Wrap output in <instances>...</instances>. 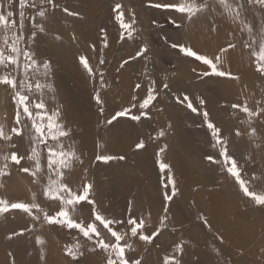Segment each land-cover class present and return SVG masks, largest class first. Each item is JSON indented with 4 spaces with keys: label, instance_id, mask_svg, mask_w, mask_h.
I'll return each mask as SVG.
<instances>
[{
    "label": "rangeland",
    "instance_id": "1",
    "mask_svg": "<svg viewBox=\"0 0 264 264\" xmlns=\"http://www.w3.org/2000/svg\"><path fill=\"white\" fill-rule=\"evenodd\" d=\"M178 2L53 0L52 4H41V0H27L21 17L19 0H0V11L13 13L10 20L15 22L14 30L23 36L19 48L31 52L38 65L36 71L25 72L26 60L20 55L18 67H0V74H10L18 83L24 79L50 86L34 88L28 94L35 101L42 100L48 113L58 110L56 120L68 133L59 142L78 157L69 168L63 169L62 182L76 193L82 192L85 184L92 186L88 199L94 204L86 200L76 205L74 212L70 210L76 222L85 226L96 224L99 238L115 243V238L92 214L93 208L101 214L98 205L102 201L95 188L98 180L107 196L114 193L113 196H120V203H125L126 218L145 221V235L159 230L152 242L146 243L139 239V234L131 236L126 221L113 216L122 223L110 227L127 232L121 243L131 245L125 251L129 264L136 260L143 264H164L166 256H175L179 264H264V206H257L245 197L227 173L224 158L219 155L220 147L213 146L215 141L203 119V112H208L209 120L221 129L228 152L237 161L241 177L249 181L250 190L264 192V113L248 117L240 108L232 107L237 104L253 112L264 110V75L256 70V57L252 55L253 51H259L264 37V6L249 4L247 0H228L234 8L242 5L239 19L226 12L218 0H194L206 7L191 19L171 9L154 7ZM116 4L121 5L118 11L124 13L125 22L135 20L131 36L116 20ZM41 7L46 11L45 17L37 15ZM37 25H43L44 31H39ZM3 35L0 32V46ZM173 43L184 44L209 59L219 56L218 70L231 76L212 74L209 66L172 48ZM142 47L147 51L137 56ZM81 56L87 58L91 74L80 64ZM45 61L50 65L48 75L42 67ZM205 72L209 74L204 75ZM137 84L141 86L138 89ZM150 87L156 99L148 108L140 109ZM97 94L101 104L94 99ZM185 95L197 112L187 107L188 101L180 102ZM12 96L10 88L0 85V124L12 136L10 141L0 140V167L8 165L7 175H0V200L32 203L35 194L40 208L55 215L60 210V201L43 195L49 176L56 179L47 166L45 143L35 144L41 154V171L35 177L21 171L22 167L35 171V162L27 158L34 146L35 133L31 121L23 114L21 123H16L17 107ZM124 109H130L129 116L119 117L111 125L107 123ZM142 111L147 115L139 120L130 118ZM13 127L19 128L21 135L13 134ZM161 131L163 136L159 135ZM237 131L240 135H236ZM141 140L145 146L137 150L135 145ZM56 143L46 141L48 145ZM161 148L164 151L160 159L170 166V173L161 172L156 163ZM13 151L24 156L20 165L2 159L4 155L10 157ZM101 154L117 159L108 163L96 160ZM121 156L124 159H118ZM207 156H213L215 162L206 159ZM144 159L148 160L152 174L147 178L138 166H142ZM116 172L126 177L128 183L124 188L112 185L117 181ZM169 174L175 181L176 195L165 201V193L172 192L170 185L165 187ZM138 188L139 193L143 192L139 199ZM173 203L178 210L176 221L169 212ZM33 214L40 219L34 220L17 209L0 214V264H107L111 250L97 247V237L89 240L77 229L48 224L43 213L36 209ZM37 237L42 239V245L36 243ZM76 243L83 255L73 260L66 254V248ZM177 244L183 245L182 251L176 250ZM145 255L150 260L145 261L142 257Z\"/></svg>",
    "mask_w": 264,
    "mask_h": 264
},
{
    "label": "snow or ice",
    "instance_id": "2",
    "mask_svg": "<svg viewBox=\"0 0 264 264\" xmlns=\"http://www.w3.org/2000/svg\"><path fill=\"white\" fill-rule=\"evenodd\" d=\"M52 4L53 0H41V4L43 3ZM218 2L224 7L225 11L228 12L230 15H233L234 19H239L240 17V11L239 8L242 7V5L237 4V6L234 8L228 0H218ZM249 4L257 3L262 6H264V0H247ZM19 5L21 8L20 15L23 17L24 12L23 9L27 5V0H19ZM10 6V5H9ZM32 6H35L33 3ZM154 7L157 8H163V9H171L175 12L186 14L189 19L194 17L197 12L201 11L203 8L206 7L205 5H197L194 0H179L178 3H164V4H155ZM121 9L120 4L115 5V11L118 12L116 15V20L120 24V28L124 30V32H127L129 36L132 35V32L134 31L132 25L135 23V20L133 19L131 23L125 22L124 20V13L118 11ZM65 12H68L67 9H64ZM69 15H78V13H68ZM13 13L11 11L2 12L0 11V32H2L3 35V46H0V67L7 68L9 65L19 66L20 55H23L26 63L24 64V71L28 72L36 71L38 65L37 61L34 58V56L29 51H22L19 48V43L23 39V36H18L16 34L15 29V22L11 21L10 18L12 17ZM37 15L40 17L46 16V11L43 7L39 9L37 12ZM172 24H175L177 28L180 27L179 24H176L175 20L169 21ZM155 23V21L153 22ZM36 27L39 28V31L43 32L44 28L43 25H37ZM103 31V30H101ZM248 31L251 32V27H248ZM9 33L11 35L9 36ZM33 36H35V32L32 33ZM9 39H11V43H9ZM246 47H249L250 45H245ZM171 47L174 49H179L181 53H183L185 56L188 57H194L197 61L202 62L203 64L209 66L211 69V73L215 74L217 76H231V73L219 71L217 68V64L220 63V57L216 56L215 59H209L208 57L204 55H200L194 50H192L190 47L185 46L184 44L180 43H173L171 44ZM234 47V45H229V48ZM7 49V52L5 51ZM147 51L146 48L142 47L138 52L137 56H140L141 54L145 53ZM227 51V49H221V52ZM252 55L256 57V70L260 72L262 75H264V37H262V41L259 47V51H253ZM80 64L86 69L89 74L92 73V68L89 66V63L87 61V58L84 56L79 57ZM103 63V61H101ZM127 63V62H125ZM124 65L122 64L121 67ZM42 67L46 70L45 75H48V72L50 71V65L47 61L42 63ZM209 73L205 72L204 75H208ZM155 83V82H153ZM0 85L7 86L10 88L13 92L12 100L15 103L17 107L16 112V123L20 124V116L23 114L28 118V120L31 121V130L35 133V135H32V140L34 141V146L32 147L31 153L28 155V159L35 162V171H32L31 169L27 167H22L21 171L29 173L33 177L37 175L41 171V164H40V152L37 150V147L35 144L37 143H45V146L47 148V166L50 172H52L56 179H52L51 176H49L48 184L43 190V195L46 198L53 199V200H59L61 207L60 210L55 213V215H49L47 212H44L43 209L40 208V205L35 202L36 196L33 194V202L32 203H24V202H16V203H8L5 200H0V214L8 212L10 209H17L21 210L24 213H27L29 216H32L34 220H39L40 217L33 214V209H36L37 211H40L43 213V219L48 224H59L61 226H66L69 229H77L80 233L83 234V236L89 240L93 239V236L97 237L95 243L96 246L103 249L104 251H110L109 258L107 259V264H129V260L125 257V251L126 249H130L131 245L128 243H121V241H124L127 237V232H118L114 230L110 225L122 223L121 221H117L115 219L107 218L97 212L95 208H93V216L96 221H98L100 224L103 225L105 229H107L111 236L115 238V243H106L103 239H100V233L97 230V226L94 223H88L86 226L83 223H78L76 220H74L71 217L70 210L72 212L75 211V206L80 204L82 201H86L89 204H94V201L88 199V193L91 189L90 184H85L83 186V191L80 193L73 192L71 188L62 182L63 180V169H67L71 166V163L74 159H78L76 156L75 151L72 150H65L64 146L59 142L60 137H65L68 135L66 131L63 130L62 125H60L56 117L59 116L58 110L56 112L48 113L45 111V104L43 101H35L31 98V96L28 93H31L34 88L35 89H42L44 87H50L47 85H42L40 83H33L30 80H24L21 79L19 83L17 82L15 77H12L10 74H0ZM141 86L139 84L136 85V88H140ZM165 88L168 87L167 84L164 85ZM94 99L96 100L97 104H101L102 101L100 99V96L97 94ZM135 99V97H133ZM156 97L154 95V89L149 88L148 89V95L145 99H143L142 102H140V109H146L148 106L152 103L153 100H155ZM188 101L187 107L192 112H197V108L193 107L191 101L189 100L188 96L185 95L183 97V100L180 101L181 103ZM200 104L203 105L204 101L200 100ZM135 107V105H133ZM233 108H240V110L247 114L248 117H253L259 114L264 113V110H261V112H253L251 111L247 106L241 107L240 105L233 104ZM33 108L36 110L35 113L33 112ZM22 110V112H21ZM101 112H103V108H101ZM130 115V109H124L121 111H118L113 115L107 123L111 125L114 121H116L119 117L123 116H129ZM147 113L141 112L140 115H131L130 118L132 120H139L141 116H145ZM203 119L204 123L207 125V128L211 132L212 139L215 141L214 147L219 146L220 152L219 155L224 158V166L226 168L227 173L233 177L236 181V183L239 185L240 191L243 193V195L247 198H250L251 201L257 205V206H264V192L258 193L256 191L250 190L249 187V181L243 179L240 174L239 165L237 161L229 154L227 149V142L222 139V133L221 129L217 127L214 123H212L209 120V114L208 112H203ZM46 122V123H45ZM255 130L253 129V132ZM11 132L17 136L21 135V130L19 128L13 127L11 129ZM160 136L164 135V132L161 131L159 133ZM236 135H240L239 131H237ZM12 139V136L5 132L4 126L0 124V140L4 141H10ZM48 139H51L53 141H56L57 143L55 145H48L46 144V141ZM144 142L141 140L138 142L135 147L137 150L144 148ZM164 151L163 148H161L157 152V160L156 163L160 169L161 172H165L167 170L168 173L171 172L170 166L163 162V160L160 159V154ZM5 161L11 160L16 165H20L21 161L24 159V156H18L15 151L11 152L10 157L7 155H4L2 157ZM117 159V157H113L111 155H97L96 160L102 161L104 163H108L109 161ZM118 159H124V157H118ZM206 159L209 161H214L213 156H207ZM7 163H5L2 167H0V175H7L5 172V169L7 168ZM255 177H253L254 179ZM35 182V181H34ZM171 186L172 192L171 195L168 193H165L164 199L165 201H170L173 199V197L176 195V185L175 181L171 174L167 176V184ZM165 218L161 219V223L164 222ZM127 224L130 226V233L132 237H135L139 234V239L141 241H144L146 243H150L153 240V237H155L158 234L157 232H153L151 235H145L143 232L145 221L143 219L137 220L134 217H130L127 220ZM37 244H43V241L40 237L36 238ZM80 244L76 243L73 246L66 248V254L73 258V260L77 259L78 256L83 255V253L80 251ZM176 250L182 251L183 245L177 244ZM114 257V258H113ZM132 264H141L139 260L132 261ZM164 264H179V261L176 260L175 256H166L164 260Z\"/></svg>",
    "mask_w": 264,
    "mask_h": 264
},
{
    "label": "bare ground",
    "instance_id": "3",
    "mask_svg": "<svg viewBox=\"0 0 264 264\" xmlns=\"http://www.w3.org/2000/svg\"><path fill=\"white\" fill-rule=\"evenodd\" d=\"M76 110H77V108H76ZM65 117H68L67 111L65 113ZM57 119H58V117H57ZM58 121H60V120H57V122ZM142 151L144 153L146 152L145 150H142ZM147 163H148V160L144 159L142 161V163H141L142 166L138 165L140 168H143L146 178H147L148 175L149 176L152 175L151 172L149 171V167H148ZM114 176H115V178H117L116 179L117 181L116 182H113L114 184H112V185L117 186L119 189L120 188H124L126 186V184L128 183V182L125 183L126 182V177L124 175H122L121 173L116 172L114 174ZM97 182H98V180L96 181V184H95V188L97 190V196H98V199L102 201V202H99L98 210L101 212V214L102 213L106 214L108 216V218H111L112 217L111 219L117 220L116 217H113L115 215V216L118 217V220L120 219L122 222H125V221L127 222L128 217L126 218L124 216V213H125V210H126L125 203H120V199H121V198H119L120 196L119 197L113 196L115 193L114 194H108L109 196H107L106 195V190L101 187V183L100 182H98V183ZM139 191H140V188H138V193H137V196H136L137 199L142 198L140 195L143 192H140L139 193ZM111 192L112 191H110V193ZM145 199H147V198H145ZM151 203H154V199L151 200ZM169 212L171 214L173 213L172 214V218L176 221L177 220V217L175 216V212H178L176 204L173 203V206L171 205V209H169ZM110 215H111V217H109ZM146 218H148V216H146ZM129 228H130V226L127 224V231L129 230ZM163 246L165 248V245H163ZM51 248H52V246H51ZM139 248H142V247L140 246ZM162 249H163V247H162ZM140 251L144 253V251H142V250H140ZM142 257L145 258L144 259L145 261L150 260L149 257H148V255H145V257L144 256H142ZM141 264H143V263H141Z\"/></svg>",
    "mask_w": 264,
    "mask_h": 264
}]
</instances>
